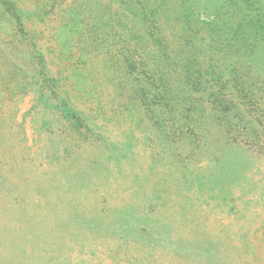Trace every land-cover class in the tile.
<instances>
[{"label":"rangeland","instance_id":"374dc122","mask_svg":"<svg viewBox=\"0 0 264 264\" xmlns=\"http://www.w3.org/2000/svg\"><path fill=\"white\" fill-rule=\"evenodd\" d=\"M8 1L0 264H264V0Z\"/></svg>","mask_w":264,"mask_h":264},{"label":"trees","instance_id":"16d2710c","mask_svg":"<svg viewBox=\"0 0 264 264\" xmlns=\"http://www.w3.org/2000/svg\"><path fill=\"white\" fill-rule=\"evenodd\" d=\"M0 2H1V4L2 5H4L5 7H7L6 9H7V11H10L12 14H13V12H14V14H13V17H14V19H16L18 22L20 21V16H19V14L16 12V9H14L12 6V4L8 1V0H0ZM245 5H246V9L248 10V11H252V10H254V8H252V7H250L249 6V4H248V2L247 1H245ZM20 26V25H19ZM239 28L236 30V34H239L240 32L238 31V30H240V29H242V26L240 25V26H238ZM256 32L257 33H262V32H264V29H262V27H257L256 26ZM246 34V33H245ZM151 35H152V33H151ZM242 50L240 51V53H241V56L242 57H248L249 55H251L253 52H254V50H255V44H243L242 45ZM135 49V48H134ZM129 50H131V47H130V49ZM133 51H135V50H133ZM129 53V52H128ZM132 55V54H131ZM134 60V59H133ZM133 60H132V57L130 58V55H129V57H127V60L125 61V63H126V65L127 66H129V68H128V70L131 72V74L132 73H136L137 74V76L141 73V74H146L147 76H145L144 75V78H143V87L140 85L139 86V93H142L143 94V100L144 101H149L150 102V104L151 105H153V106H156V105H160V100L162 101V99L164 98V96H162V94H160V93H158V92H156V91H154L153 89L154 88H156V86L154 85V80H151L152 79V77H150V76H153L154 74L153 73H147V72H143V71H141V72H139V73H137V71H138V67H137V64H136V62L134 61L133 62ZM135 63V64H134ZM250 67H251V65H250V63H248L246 66H245V68L247 69V71L250 69ZM233 70H235L234 68H233ZM207 73V72H206ZM218 76V79H219V81H221L222 83H223V79H222V75H220V74H218L217 75ZM189 76H186V80L187 79H189L188 78ZM199 79H197V80H194L195 82H196V85H199V87H201L200 85H203V83L204 82H202V73L200 72V76L198 77ZM147 80V84H145L144 82ZM146 86H148V87H146ZM154 91V92H153ZM148 95H150V100H149V98H148ZM219 99H221V100H219ZM243 99H247L246 97H244L243 96ZM222 100L224 101V98H222V97H217L216 99H215V101H213V103H216V102H222ZM246 101V100H245ZM231 102V101H230ZM226 103H227V106L224 108V109H222L221 110V113L224 115V116H226V114L227 113H224V111H226L227 109H228V106H229V104H228V102H227V100H226ZM146 106V105H145ZM147 107V106H146ZM149 111H151V113H152V115H153V118L156 120V114H154V111H153V109L151 110V109H149ZM226 118V117H225Z\"/></svg>","mask_w":264,"mask_h":264}]
</instances>
